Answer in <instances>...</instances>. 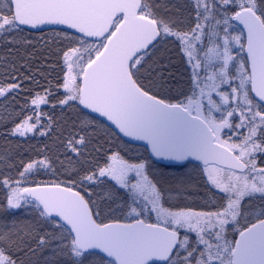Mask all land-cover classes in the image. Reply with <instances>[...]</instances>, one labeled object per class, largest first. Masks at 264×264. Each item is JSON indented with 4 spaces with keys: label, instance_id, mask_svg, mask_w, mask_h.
Returning <instances> with one entry per match:
<instances>
[{
    "label": "snow or ice",
    "instance_id": "snow-or-ice-1",
    "mask_svg": "<svg viewBox=\"0 0 264 264\" xmlns=\"http://www.w3.org/2000/svg\"><path fill=\"white\" fill-rule=\"evenodd\" d=\"M0 127L40 142L0 151V208L26 217L0 227V264H264V0H0ZM113 137L222 202L166 206Z\"/></svg>",
    "mask_w": 264,
    "mask_h": 264
},
{
    "label": "trees",
    "instance_id": "trees-1",
    "mask_svg": "<svg viewBox=\"0 0 264 264\" xmlns=\"http://www.w3.org/2000/svg\"><path fill=\"white\" fill-rule=\"evenodd\" d=\"M183 3V0H180ZM24 35L29 37H36L41 35L40 33H25ZM43 35L51 36L53 33H43ZM177 67L174 69L176 75V82L178 88L185 87V82L187 80V73L183 66L180 65L179 61L175 62ZM43 83V81H42ZM5 128L0 127V133H3ZM101 136L110 135L108 130L100 125ZM40 142L33 140L31 142H24L22 139L7 137L0 135V151H8V154L11 155L17 162L23 157L27 158V155L30 153V150L33 146H39ZM115 145L123 151L126 158L133 161L138 159H147L150 168V178L158 182L159 187L164 193V197L167 205H178V206H190L193 209L207 210L214 207H218L222 202V194L216 192V190L211 189L208 185L205 184L204 180L200 176L198 178V183L191 184V180L185 179L184 171L188 169H193V166L180 167L172 165H162L153 160L152 156L148 149L145 146L131 143L126 141L123 138L113 137L111 144L108 146ZM15 174V173H13ZM97 195L94 196V199H97L98 202H101L105 199L106 193L102 192V189H96ZM3 198V192L0 191V199ZM101 214H107L110 212V209L107 204L101 203ZM113 207H115L113 205ZM249 216V215H248ZM249 218H252L249 216ZM10 219H26L23 212L18 213L16 217H11L5 209L0 208V227L5 225ZM154 222V218H153ZM246 224V223H244Z\"/></svg>",
    "mask_w": 264,
    "mask_h": 264
},
{
    "label": "rangeland",
    "instance_id": "rangeland-1",
    "mask_svg": "<svg viewBox=\"0 0 264 264\" xmlns=\"http://www.w3.org/2000/svg\"><path fill=\"white\" fill-rule=\"evenodd\" d=\"M234 27H235L234 34H238L239 30H240V26L239 25H235ZM234 54H236V53L234 52ZM183 177L185 179L191 180V184H196V183H198L197 179L200 178V173H199L198 169H195V168L192 169L191 168V169H188L187 171H184V176ZM216 192H218V191H216ZM260 203L261 202L259 200H255V201L252 202L251 206H252L253 209L258 211ZM245 207H248L247 203H246ZM248 215L252 217L254 215V213L253 212H246L245 216L249 217ZM244 223H247V220L242 218L240 220L239 224H236L234 227H229L228 233H227L228 239H238V234L236 232V229L242 227L243 225H245Z\"/></svg>",
    "mask_w": 264,
    "mask_h": 264
},
{
    "label": "water",
    "instance_id": "water-1",
    "mask_svg": "<svg viewBox=\"0 0 264 264\" xmlns=\"http://www.w3.org/2000/svg\"><path fill=\"white\" fill-rule=\"evenodd\" d=\"M123 139H125L126 141L128 142H131V143H135V144H139V145H143L146 147V145L144 144L143 141H135V140H132L131 138L129 137H123ZM157 163L159 164H162V165H172V166H177L175 162H172V161H168V160H162V159H157L155 157H152ZM239 238V237H238Z\"/></svg>",
    "mask_w": 264,
    "mask_h": 264
}]
</instances>
